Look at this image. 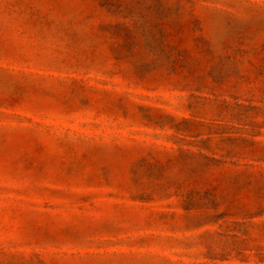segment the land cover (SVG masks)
I'll use <instances>...</instances> for the list:
<instances>
[{
    "label": "rangeland",
    "instance_id": "obj_1",
    "mask_svg": "<svg viewBox=\"0 0 264 264\" xmlns=\"http://www.w3.org/2000/svg\"><path fill=\"white\" fill-rule=\"evenodd\" d=\"M0 264H264V0H0Z\"/></svg>",
    "mask_w": 264,
    "mask_h": 264
}]
</instances>
